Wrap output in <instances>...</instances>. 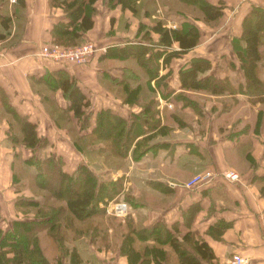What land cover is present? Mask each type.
Wrapping results in <instances>:
<instances>
[{"label":"crops","instance_id":"crops-1","mask_svg":"<svg viewBox=\"0 0 264 264\" xmlns=\"http://www.w3.org/2000/svg\"><path fill=\"white\" fill-rule=\"evenodd\" d=\"M205 1L223 3L224 16L220 22H227V31L218 30L220 23L218 27H211L205 40L198 41L193 48L176 58L188 61L197 55L217 56L216 62L210 63V72L215 73L222 60L220 57L227 54L229 67L218 75L226 76L237 88L243 83L244 77L234 51L244 49L245 43L242 40L240 46L235 43L231 45V41L237 38L241 41L244 16L253 7L264 10V0ZM94 2L95 12L91 14L93 25L84 32L78 31L81 36L76 38L77 43L93 41L103 48L145 44L139 30L142 22L139 21L138 10L132 13L128 9H121L118 4L108 5L106 0ZM127 13L131 15L129 18ZM0 14L8 17L7 28L0 24V188L11 187V191L15 192L10 193L6 189L3 194L9 199L8 206L5 202L4 204L7 210L11 209L13 212V215L10 214L13 217L11 220L18 218L17 212L20 211L14 203L22 196L23 189L18 183L14 184V181L21 180L14 169V163L18 159L15 153H18L21 146L27 147L24 144H14L10 137L16 123L12 118L13 110L34 124L36 137L43 141L42 146L35 145L39 152L61 147L62 144L67 146L68 143L78 146L75 133L81 135L82 157L85 161L83 164L90 166L92 161L97 164L106 162L102 146L107 140L93 134L98 113L105 111L128 120L132 114L142 111L146 100L153 98L157 109L155 117L159 119L160 127L152 130L143 125L141 131L146 134L139 135L138 139L156 134L151 139L154 147L137 156H133L131 150V157L128 153L125 158H131L129 161L134 169L130 177L132 188L139 189L148 197L166 201L158 206L157 201L140 200L136 197L139 196L137 190L136 196L131 193L136 205L132 214H142L145 217L147 222H143V226H150L155 220L164 219L168 226L178 224L181 233L193 231L208 244L214 255L209 261L203 260L202 264H231L233 254L245 257L248 264H264V119L254 117L258 111L251 109L254 106H251L245 94L206 92L210 99L203 101V95L198 91L184 93L197 103L182 106L180 101L174 105L185 118L180 117L183 124L179 128L170 130L171 112H174L171 111L172 93L163 97L159 87L156 88L154 80H151L149 93L147 91L146 95L141 94L145 87L140 84L147 85V76L137 70L138 75L128 79V88L115 81L116 69L128 66L127 61L131 59L111 58L112 64L102 68L98 61L104 58H100L97 53L83 64H59L41 56L40 51L44 47L56 44L52 35V31H56V25L68 22L62 5H52L49 0H23V5L19 6L15 0H0ZM128 21L132 37L119 38L123 41L122 44L105 39L107 30L112 27L122 32L126 30ZM67 29L73 30L71 26ZM134 35L136 39H133ZM149 36L152 41L158 38L153 32ZM215 38H222L223 43L211 47ZM173 46L177 47L175 43ZM259 49L262 54L257 61L258 75L264 77V43ZM170 63L166 68H160L159 74L169 69ZM133 64L141 70L135 61ZM132 66L130 65L134 69ZM66 81L74 82L88 100V105L81 107L85 118L83 121L76 118L68 97L62 92ZM106 84L114 89L107 88ZM167 88L170 89L168 83ZM135 89V92H130V96L126 97L127 91ZM221 98L242 103L230 109L224 106L226 101L223 103ZM137 126L136 130L140 131L139 123ZM177 132L181 133L176 134ZM149 139L150 136L147 137V142ZM44 157L33 155L31 159L42 160ZM20 164V173L23 172L28 178L35 173L36 168L30 161L22 157ZM142 168H146L149 176H142L137 172ZM28 169L30 170L27 171ZM157 169L158 172L154 173ZM203 169H232L239 178L234 181H212L190 189L182 186L184 181ZM189 208L191 210L184 217L183 212ZM80 242L81 247L77 248L82 258L80 264H128L126 257L120 255L117 248L96 249L87 236L80 237L77 244ZM167 251L169 252L168 248Z\"/></svg>","mask_w":264,"mask_h":264},{"label":"trees","instance_id":"trees-1","mask_svg":"<svg viewBox=\"0 0 264 264\" xmlns=\"http://www.w3.org/2000/svg\"><path fill=\"white\" fill-rule=\"evenodd\" d=\"M94 1L49 0L52 5H62L68 18V22L56 25L57 32L52 31L56 44L62 45L69 42L74 43L73 45L79 44L76 39L81 36L79 32H84L93 25L91 14L95 12ZM181 1L196 3L198 9L201 10L202 20L206 22L216 20L223 12V3L219 1L216 4L205 0ZM139 2L140 0H106L108 5L118 4L121 9H128L132 13L137 11ZM15 3L22 6L23 0H15ZM256 8L253 7L242 20L241 40L245 43L244 49L234 51L244 77L243 83H240L237 88L234 86L227 89L226 85L220 82L222 79L207 74L210 68L208 59L193 56L184 67L177 70L179 89L184 91L203 89L213 94L242 92L247 96L251 105L264 102V77L258 75L259 67L257 66V61L262 54L259 47L264 43V36H262L264 10ZM7 18L0 14V24L4 28L8 27ZM186 19L174 28L166 27L161 20H154L147 31L158 35L155 41L142 45L102 47L97 55L99 54L100 58L113 57L135 61L146 74L147 85L154 80V86L159 87L161 95L166 98L172 93L164 81L169 69L165 71L166 73L159 74L160 68H166L173 58L180 57L198 43V30ZM68 26H71L73 30H68ZM141 38L144 40L142 35ZM174 43L176 48L172 47ZM116 71L115 81L125 88L129 87L128 79L138 75L130 66L116 69ZM207 80H209V86L204 87ZM214 80L218 81V84ZM74 84L72 81L64 82L62 92L68 97L76 118L83 121L85 118L81 107L87 106L88 100ZM135 91L136 89L127 91L126 97L130 96V92ZM175 96L176 99H182L185 105L197 103L191 96L181 91ZM155 102L156 100L149 98L143 104L142 111L132 114L128 120L105 111L98 113L93 134L107 140L102 146L106 157L113 156L123 160L127 157L130 148L133 156L142 153L140 149L137 153L135 152L139 146H143L146 140L145 137L138 139V136L144 132L141 131V127L145 125L147 126L145 128L152 130L160 127L159 119L155 117L157 113ZM12 118L16 122L14 130L10 133L14 144H24L32 148V152L35 153L38 149L35 145L42 146L43 141H39L36 137L34 124L14 110ZM256 118L260 120L259 114ZM138 123L140 131L136 130ZM15 155L19 157L18 153ZM32 157L26 158V161H30L36 168L35 173L29 177L31 186L39 190L45 189L49 193L43 194L41 200L32 199V197L16 199L14 203L16 209L22 214L31 211L32 216L14 220L11 227L0 232V264H51L48 253H53L54 258L63 253L66 254V248L62 245L65 238L64 228L71 231V239L88 234L97 248H117L118 253L126 257L128 264H174L173 260L177 264H202L203 260L209 261L214 257L208 244L197 237L198 235L193 231L187 230L181 233L178 224L168 226L164 219L155 220L150 226L136 227L131 223L129 215V217L124 216L125 218H120L122 221L117 220L115 227L114 225L111 227L113 230L111 236L107 227L100 228L99 218L105 214L103 206L106 199H118L119 194L122 193V177L102 179L83 164H79L74 172L67 173L63 169V160L58 156L50 157L49 155L42 160L31 159ZM217 180L223 179L216 178L215 181ZM50 181H55L57 186L50 185ZM60 183L62 184L59 185ZM67 184L74 187L69 196H65L62 190ZM123 196L132 207H136L132 196L129 197L127 193H123ZM48 197L53 198L54 201L47 203ZM189 210L191 208L183 212L184 217L187 216L186 213ZM66 213L71 214L70 217ZM98 233H100V238L96 237ZM70 253L68 264H80L82 259L80 252L75 250Z\"/></svg>","mask_w":264,"mask_h":264},{"label":"rangeland","instance_id":"rangeland-1","mask_svg":"<svg viewBox=\"0 0 264 264\" xmlns=\"http://www.w3.org/2000/svg\"><path fill=\"white\" fill-rule=\"evenodd\" d=\"M137 5H138L137 6V10L139 11L138 12L139 13L138 14V18L140 19L139 21L142 22L140 24V29L139 30L142 33V37L144 38V41H145L144 43H147V44L153 42L151 37H149V32L147 31V29H148L149 25L154 20H161L163 25L165 24L166 27H170L169 24H173L174 27H177L178 23H180L183 19L187 18L186 20H188L191 23H193V25H195V28L198 30V41L205 40V38L209 34L208 31H211V29H210L211 27H215V26L218 27V25L221 24L220 28H218L219 31L222 30V29L225 30L226 27H227V22L225 20H224V22H223V20L220 22V20L223 19V16H224L223 13L224 12H222V15L219 18H217L216 20L206 22V21L202 20L201 10L198 9V6L196 5V3H191V2L190 3H186V2H182L181 0H158V2L156 0H140L139 4H137ZM93 6H94V4H93ZM166 6H169L171 9L167 8ZM145 10H146V12H144ZM127 14H128L127 18H129L131 15L129 13H127ZM262 22L264 23V19H263ZM126 25H127L126 30H124L122 32L119 29H113L111 27L109 30H107V32L105 34V39L107 41H109V40L114 41L115 40L116 42L122 44V42H123L121 40L122 37L124 39H127V37H132V35H131L132 31L129 28L130 27V22L129 21L126 22ZM226 31L227 30H225L224 32H226ZM205 32H207V33H205ZM263 34L264 33H262V35ZM119 38H121V39H119ZM133 39H136V35H134ZM215 39L216 40L211 43V45H210L211 47L215 46L216 44H222L223 43V41H222L223 39L222 38H220V39L215 38ZM81 42H83V41H80L79 43H81ZM234 43L236 45L240 46V44L242 43V40L240 41V38H237L236 40L232 39L231 45L234 44ZM73 44L74 43L69 42V43L62 44V46H72ZM75 44H76V42H75ZM57 45H60V44H57ZM96 45L100 46L98 44H96ZM172 47L174 48V46H172ZM221 55H219V56H221ZM226 55L227 54H224V56L220 57V59L222 58V60L218 64V69L217 70L215 69V71H214L215 73L210 72V68H209L207 74L208 75H212V76H214V77H216L218 79H222V81H220V82L224 83V85H226V87L228 89L229 87H234L233 84L227 79L226 76L220 77L218 75V73H221L223 70H226V67H229L230 61H229V58L226 57ZM187 56H188V54L186 55V57ZM196 57L206 58V59H208V61L210 63L214 62V61L216 62V58H217V56H207V57H205V56H199V55H197ZM111 58H113V57L101 59V61H98L99 62V66H101L102 68H106L107 66H110L112 64V59ZM186 64H187V61H185L184 58L181 59V60L179 58H173L171 60V63H170L168 75L164 78L165 81H166V85H167V83H168V85H170V89H171L170 91L172 92V100H171L172 107H171V111H174V112H171L172 113V117H171V129L170 130H175V129L179 128L183 124V120H181V118H180L182 116L179 114L180 111H177L176 108L174 107V105H176L180 101L182 102V106L184 104H183L182 99H176L175 98L176 97L175 94L178 93L179 91H181L182 93H187V94H189V93L191 94V93H193L195 91V90H186V91H184V90H181V89H179L177 87V84H178L177 78H176L177 77V70L180 67H184V65H186ZM126 65H128V66L133 65L134 67L133 66L132 67L134 68V70H137L138 72H140V74L143 73V72H141V70H139L136 67V65L133 64L132 60H128ZM224 80L226 82H223ZM208 82H209V80L205 81L204 87H208L209 86ZM214 82L216 84H218V81L214 80ZM105 83H107V82H105ZM140 85L145 87V88H143L141 90V94L143 93V94L146 95L147 91L149 93V85L147 86L145 83L144 84H140ZM106 87L109 88V89H112V88L114 89V87H111L110 84H106ZM196 91L202 93L203 101L206 100V99H210V96L207 95L206 91H204L203 89L196 90ZM118 92H121V91H118ZM119 98H121V94L119 95ZM143 98H146V96L145 97L143 96ZM221 99L223 100V103L226 101L224 106H228V108H230V109L231 108H235V107L239 106V104L242 103L240 101H239L240 103L238 101L236 102L233 99H229V98H221ZM225 99H227V100H225ZM198 100H201V98H198ZM251 106H254V107H251V109L255 108L258 111L257 113L254 114V117L256 118V116L259 114V118L261 120H262V118L264 119V102H256L254 105H251ZM260 111H262V112H260ZM251 118L253 119V112L251 113ZM143 123H144V121H143ZM178 133H181V132H177L176 134H178ZM141 134L144 135V134H146V132L144 131ZM148 136H150V139L148 140V142H147V140H145L143 146H139L136 149V151H135L136 153L138 152L139 149L142 150V152H145V150L148 151L149 149L154 147V145L151 143V141H152L151 139L154 138L156 136V134H153V135H149L148 134L147 136H142V137L143 138L145 137V139H147ZM74 138H76L75 140H77L76 142H77L78 146H76L75 144H74V146H73V144L71 146L68 143L67 146H66V144H62V145H60L61 147L48 148V151L43 149L40 152L37 151L36 153L32 152V150H31L32 148H30V147L21 146L20 148H18L19 157H18L17 161L15 162L14 169H15L16 173L18 174V177L21 178V180L14 181V184L18 183L17 184L18 186L23 187L22 196H20V197H28V198L32 197V199L41 200L42 199L41 196L43 194L46 195L47 193H49L45 189L41 188V190H39L36 187L31 186L30 179L23 172L20 173L21 169L19 167H21L20 162H21L22 157L26 159L27 157L33 156V155H40V156H43V157L44 156L47 157L49 155H50V157L58 156V157H60L63 160V169H64V171L67 172V173L74 172L76 167L79 164H83L85 162L84 158L82 157V155H83V151H82V148H83L82 147V137H81V135H78L77 133H75V137ZM171 138H174V137H171ZM11 151H13V149H11ZM130 152H131V148L128 151V153H129V155L131 157V153ZM129 159H131V158H128V160H126V158H123V160H120V158L113 157V156H108L105 159L106 162H103V163L101 162V163L97 164V163L92 161V164H90L91 167L87 166V164H83V165L87 166L89 169H91V171H93L96 175H98L102 179H109V178L114 179V176L122 177V193L119 194L118 199H115V200H112V199L111 200H107L106 199L105 204L103 206L105 208V214H103L99 218V226H100V228L101 227H104V228L107 227L108 231H109V234L111 236H112V232H113L111 227L113 225L115 227V225L117 223V220L124 217V216L123 217H118V216H115V215H113L111 213L110 206L113 204V202L123 201V202L127 203L129 209H128V212L125 215V217H129L130 216V221L132 220L131 223L134 226H136V227L137 226H141V225L143 226L144 225L143 222H145V223L147 222L145 220V217H143L142 214L139 215V216H137L138 214H136V213L132 214L133 207L130 205V203L128 201H126L124 199L123 193H127L129 195V197L131 196V193L136 196V193H138L137 192V190H138L139 191V194H138L139 196H136L138 199L144 200V201H146L147 199H149L151 201H154V202L157 201V203H158L157 205L158 206H161L166 201V200H162V199H154L152 197H148L146 193L143 194V192L140 191L139 189L134 188V187L132 188L130 177H131V174L133 173L134 169H132V164L129 161ZM0 166L2 167L1 164H0ZM106 168H108L110 170H108ZM29 170L30 169H28L27 171H29ZM103 170H104V172H101ZM112 170H114V173H112ZM137 172H139V174L142 175V176L143 175L149 176L147 174L146 168H142L141 171L139 170ZM156 172H158V169L154 171V173H156ZM119 173H120V175H119ZM150 173H152V171ZM49 183L53 187L57 186L56 185L57 183L55 181H53V182L50 181ZM61 184L62 183H60L59 185H61ZM6 189H7V192L15 193V192L11 191V187L0 188V205H1L0 206V232H3V230L11 227L12 221L18 220V219H21V218H24V217H29L30 218L32 216L31 211H29L27 213H24V214H22L21 212H17L18 213L17 214L18 218L11 220L13 218L11 216V215H13V212H11V209L7 210L6 206L4 204V202H5L6 205L8 206V202L7 201L9 199L7 198L6 195H3L4 191ZM8 189H9V191H8ZM62 190H63V193H64L65 196H69L72 193V191L74 190V187L72 185H70V184H67V186H65V189H62ZM35 196L36 197L38 196V197L35 198ZM52 199L53 198L48 197L46 202L49 203L51 201H54ZM63 201L65 202V200H63ZM74 204L78 205L77 203H74ZM66 214H68L69 217L71 215L69 213H66ZM8 215H10V216H8ZM8 217H10L9 218L10 220L8 219ZM120 220L122 221V219H120ZM114 227H113V229H114ZM63 234L65 235V238H64V240L62 242V245L66 248V254L63 253L59 257L54 258L53 253H48L49 261H51V264H68L69 256L71 254L70 252L75 251V250L77 251V248L81 247V242H80L79 245L77 244L79 242L80 238L71 239L72 238L71 231L68 230V228H64ZM99 235H100V233H98L96 237L100 238ZM84 236H87L90 239V236L88 234H85ZM84 236H82V237H84ZM44 240L47 241L46 239H44ZM92 246L94 248H96V249H99V248L96 247V244H92ZM63 252H65V251H63ZM100 252H97V254L99 255ZM172 262L174 264H176V262L174 260Z\"/></svg>","mask_w":264,"mask_h":264},{"label":"built area","instance_id":"built-area-1","mask_svg":"<svg viewBox=\"0 0 264 264\" xmlns=\"http://www.w3.org/2000/svg\"><path fill=\"white\" fill-rule=\"evenodd\" d=\"M171 28L173 24H169ZM101 46H97L92 41H85L77 45L62 46L52 44L51 46L44 47L40 54L42 57L57 62L59 64L72 63V64H83L89 60L94 54L101 50ZM170 106L169 103H167ZM216 178L225 180H238L239 175L232 169H223L221 171H213L210 169H203L194 173L189 179L182 183L184 188L190 189L201 185H207ZM111 213L118 217H123L128 212V205L123 201H116L110 206ZM231 264H248V260L239 255L233 254L230 259Z\"/></svg>","mask_w":264,"mask_h":264}]
</instances>
